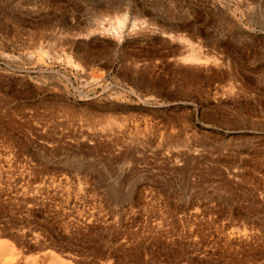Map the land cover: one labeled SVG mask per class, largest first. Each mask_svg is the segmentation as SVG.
Listing matches in <instances>:
<instances>
[{
    "label": "rangeland",
    "instance_id": "rangeland-1",
    "mask_svg": "<svg viewBox=\"0 0 264 264\" xmlns=\"http://www.w3.org/2000/svg\"><path fill=\"white\" fill-rule=\"evenodd\" d=\"M0 264H264V0H0Z\"/></svg>",
    "mask_w": 264,
    "mask_h": 264
}]
</instances>
